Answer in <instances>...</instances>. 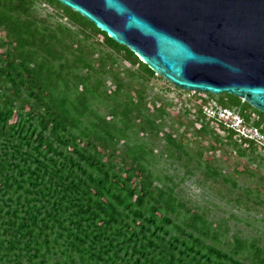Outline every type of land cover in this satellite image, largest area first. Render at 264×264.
<instances>
[{
	"label": "trees",
	"instance_id": "trees-1",
	"mask_svg": "<svg viewBox=\"0 0 264 264\" xmlns=\"http://www.w3.org/2000/svg\"><path fill=\"white\" fill-rule=\"evenodd\" d=\"M37 2L56 11L41 16ZM0 30V264H264L254 242L234 237L229 245L222 226L184 207L172 188L152 190V150L137 140L159 127L142 90H130L131 81L160 76L57 0H0ZM89 41L109 50L96 49V69ZM118 57L135 68L126 70L130 84L110 71ZM98 74L112 76L113 91ZM185 92L197 95L196 121L206 120L201 107L216 98L264 132V114L238 97ZM207 122L239 156L241 145L264 153V146ZM197 131L211 130L200 124ZM165 140L176 157L186 153L171 133Z\"/></svg>",
	"mask_w": 264,
	"mask_h": 264
},
{
	"label": "water",
	"instance_id": "water-1",
	"mask_svg": "<svg viewBox=\"0 0 264 264\" xmlns=\"http://www.w3.org/2000/svg\"><path fill=\"white\" fill-rule=\"evenodd\" d=\"M177 88L264 114V0H57Z\"/></svg>",
	"mask_w": 264,
	"mask_h": 264
},
{
	"label": "rangeland",
	"instance_id": "rangeland-1",
	"mask_svg": "<svg viewBox=\"0 0 264 264\" xmlns=\"http://www.w3.org/2000/svg\"><path fill=\"white\" fill-rule=\"evenodd\" d=\"M36 8L41 16L56 11L43 2H37ZM55 19L67 22L61 17ZM2 35L0 30V36ZM90 41L85 48L90 52L89 60L96 69V60L99 58L96 49L109 50L97 44L91 47ZM109 68L118 75L123 84H130L126 70L135 68L122 58L118 57L117 62ZM77 73L84 75L85 70L79 69ZM98 77L102 78L107 92L114 90L110 74H98ZM131 84L132 95L134 89L142 90L143 103L159 127L157 134L152 136L140 132L137 140L144 142L146 148L152 150L149 157L152 190L155 192V188H172L184 207L206 213L208 222L221 225V232L225 233L221 239H226L229 245L233 242L232 238L237 237L243 245L254 242L264 253V153H252L246 145H241L238 149L245 150V155L239 156L235 147L223 142L225 133H217L215 126L203 118L196 121L195 118L199 119L193 113L198 104L196 94L177 91L173 85L157 77L135 84L131 81ZM208 101L217 103L216 98ZM97 108L101 115L110 118L107 115L108 109L99 104ZM159 109L163 111L161 118H157L159 112L156 111ZM186 111L188 114L184 113ZM200 124H207L217 136L211 131L207 134L197 133ZM170 133L177 141L181 140L185 154L176 157L174 151H168L165 134ZM131 136L133 135L130 132ZM215 137L221 142L215 140ZM115 147V155L121 157L125 150L124 139L116 142ZM125 161V164L131 165L129 159Z\"/></svg>",
	"mask_w": 264,
	"mask_h": 264
},
{
	"label": "built area",
	"instance_id": "built-area-1",
	"mask_svg": "<svg viewBox=\"0 0 264 264\" xmlns=\"http://www.w3.org/2000/svg\"><path fill=\"white\" fill-rule=\"evenodd\" d=\"M201 114L206 120L221 123L234 138L264 146V132L260 127L247 123L237 109L210 102L201 107Z\"/></svg>",
	"mask_w": 264,
	"mask_h": 264
}]
</instances>
